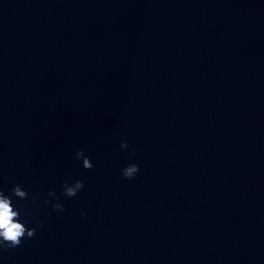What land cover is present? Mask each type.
<instances>
[{
  "label": "clouds",
  "instance_id": "obj_1",
  "mask_svg": "<svg viewBox=\"0 0 264 264\" xmlns=\"http://www.w3.org/2000/svg\"><path fill=\"white\" fill-rule=\"evenodd\" d=\"M121 149L127 150L130 145L127 142H122ZM77 159H82L83 167L91 169L93 167L90 158L85 156L84 152L77 151L75 153ZM139 172V165L132 163L122 170V175L125 179L131 180ZM84 187L82 180L69 182L64 180L62 183L63 195L67 198L76 197L78 192ZM50 197L56 199L55 193L50 191ZM29 193L22 189L20 185H16L11 189V194H5L3 189H0V250H7L18 247L25 238H32L35 235L36 229L26 227L25 223L21 222L20 210L17 209L12 202V197L19 200L28 199ZM32 202H36V197H32ZM45 204L51 203L50 200H45ZM54 211H64L63 205L60 203L52 204Z\"/></svg>",
  "mask_w": 264,
  "mask_h": 264
}]
</instances>
